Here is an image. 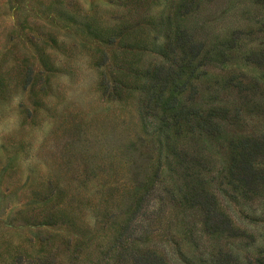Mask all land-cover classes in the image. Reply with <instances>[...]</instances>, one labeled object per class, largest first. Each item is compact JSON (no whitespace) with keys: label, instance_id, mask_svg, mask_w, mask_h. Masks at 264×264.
<instances>
[{"label":"rangeland","instance_id":"obj_1","mask_svg":"<svg viewBox=\"0 0 264 264\" xmlns=\"http://www.w3.org/2000/svg\"><path fill=\"white\" fill-rule=\"evenodd\" d=\"M242 136L264 137V0H0V264H264V181L223 172ZM192 189L243 234L201 235Z\"/></svg>","mask_w":264,"mask_h":264},{"label":"trees","instance_id":"obj_2","mask_svg":"<svg viewBox=\"0 0 264 264\" xmlns=\"http://www.w3.org/2000/svg\"><path fill=\"white\" fill-rule=\"evenodd\" d=\"M237 34L239 33L234 32L232 34V38H230L227 43L231 47H234L233 44L237 38ZM188 47L191 52L198 49V46L196 45L188 44ZM178 112L179 119H183V122H186L191 116L192 126L189 130L190 133H192V129L194 127L199 130V132L203 131L205 134L211 137H215L216 135L220 134L219 123L212 119L214 114H216V111H208V113L198 117V119H193L192 113L189 114L184 109L179 108ZM218 112L222 113L223 115L226 110L224 111L220 109ZM226 147V154L228 157L226 161L227 163L223 168L224 176H228L231 180L236 181L238 184L237 186L243 190L244 193L250 191L253 186L255 188V183H262L264 181V176H262L263 169H258L256 167L258 159L264 157V137H261L257 140L251 136H242L235 142L232 140H230V142H226ZM181 155L184 161L191 162L195 161L196 159L195 156L188 153L187 151H182ZM183 200L190 207H198L200 209V224L203 227V232L201 235L210 236L217 235L219 233L220 235L222 233H226L230 236L231 234H243L244 231L239 232L232 228L231 220L228 219L224 213L217 209L213 196L205 190L192 189L187 195H183ZM246 236L249 235L246 234ZM197 244L198 243H195V245ZM127 255L130 257L133 264H164L163 257L156 254L155 251H150L147 249L130 250L127 251ZM212 258H214L213 264H238L237 258L230 252L223 253L218 251L213 255L212 252L207 253L202 248H200V252L196 257V262L198 264H209V261L212 260ZM186 264H191L190 260L187 261Z\"/></svg>","mask_w":264,"mask_h":264}]
</instances>
